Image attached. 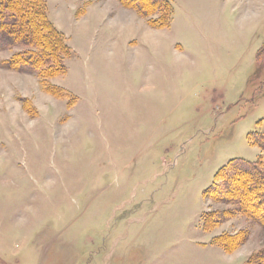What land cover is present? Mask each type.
<instances>
[{"label": "rangeland", "instance_id": "374dc122", "mask_svg": "<svg viewBox=\"0 0 264 264\" xmlns=\"http://www.w3.org/2000/svg\"><path fill=\"white\" fill-rule=\"evenodd\" d=\"M171 2L159 29L135 3L46 0L72 48L49 83L69 97L0 68V264H253L264 250L263 210L204 195L229 162L264 163L249 141L264 0Z\"/></svg>", "mask_w": 264, "mask_h": 264}, {"label": "trees", "instance_id": "16d2710c", "mask_svg": "<svg viewBox=\"0 0 264 264\" xmlns=\"http://www.w3.org/2000/svg\"><path fill=\"white\" fill-rule=\"evenodd\" d=\"M121 1L126 6L135 3L133 8L152 27H170L174 14L171 0ZM155 14L157 17L153 18ZM14 47L20 51L0 62V68L35 74L44 90L56 91L60 96L69 97L66 90L49 83L52 78L67 72L65 61L72 55V50L64 34L49 19L46 0H0V51ZM256 61L259 69L264 70V41L256 52ZM262 125L261 130L250 134L249 141L264 154V122ZM215 181L204 195L211 194L214 199L230 196L237 208L262 222L260 211H264V163L261 160L231 161L215 175ZM238 183L240 186L236 185ZM257 191L262 193L259 195ZM223 219L224 214H206L204 225H217ZM222 242L218 240V243ZM250 261L253 264H264V250L251 257Z\"/></svg>", "mask_w": 264, "mask_h": 264}, {"label": "crops", "instance_id": "0c3cea01", "mask_svg": "<svg viewBox=\"0 0 264 264\" xmlns=\"http://www.w3.org/2000/svg\"><path fill=\"white\" fill-rule=\"evenodd\" d=\"M49 17V16H48ZM50 19V18H49ZM52 22V21H51ZM53 23V22H52ZM54 24V23H53ZM55 25V24H54ZM57 28V27H56ZM72 49V48H71Z\"/></svg>", "mask_w": 264, "mask_h": 264}]
</instances>
